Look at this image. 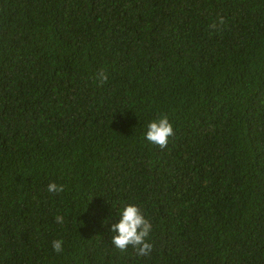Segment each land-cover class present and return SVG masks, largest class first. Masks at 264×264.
<instances>
[{"label":"trees","instance_id":"1","mask_svg":"<svg viewBox=\"0 0 264 264\" xmlns=\"http://www.w3.org/2000/svg\"><path fill=\"white\" fill-rule=\"evenodd\" d=\"M0 264H264V0H0Z\"/></svg>","mask_w":264,"mask_h":264},{"label":"clouds","instance_id":"2","mask_svg":"<svg viewBox=\"0 0 264 264\" xmlns=\"http://www.w3.org/2000/svg\"><path fill=\"white\" fill-rule=\"evenodd\" d=\"M173 134L172 123L166 115L149 119L142 127L143 139L161 148L167 145L169 137ZM46 190L48 193H58L62 190V186L49 182L46 185ZM113 216L115 222L109 223ZM54 219L57 224L64 222V217L61 214H56ZM102 221V225L108 226L107 232L111 234L110 242L116 249L123 251L130 245L138 255L145 254L150 249L151 245L147 238L152 231V225L136 204L122 202L116 207L115 213L109 208V215L105 216ZM62 243L61 239L52 240L50 242L51 249L61 253L63 251Z\"/></svg>","mask_w":264,"mask_h":264}]
</instances>
